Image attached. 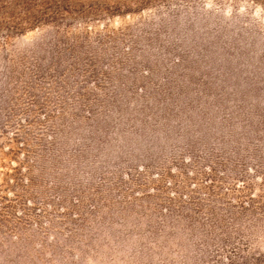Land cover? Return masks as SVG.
<instances>
[{
  "label": "rangeland",
  "instance_id": "1",
  "mask_svg": "<svg viewBox=\"0 0 264 264\" xmlns=\"http://www.w3.org/2000/svg\"><path fill=\"white\" fill-rule=\"evenodd\" d=\"M0 264H264V0H0Z\"/></svg>",
  "mask_w": 264,
  "mask_h": 264
}]
</instances>
